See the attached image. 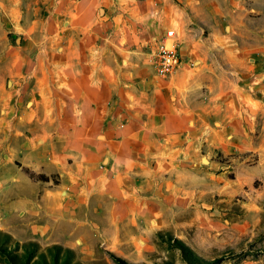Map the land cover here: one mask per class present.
Returning <instances> with one entry per match:
<instances>
[{"label":"rangeland","instance_id":"obj_1","mask_svg":"<svg viewBox=\"0 0 264 264\" xmlns=\"http://www.w3.org/2000/svg\"><path fill=\"white\" fill-rule=\"evenodd\" d=\"M237 1L101 0L92 9L90 41H102L97 29L106 26L122 49L124 71L144 82L171 76L156 77L153 53L174 19L180 36L189 33L209 61L210 94L222 95L211 103V123L196 146L130 172L128 181L141 185L122 204L97 190L108 178L103 170L90 173L65 158L59 115L57 122L51 103L34 109L29 95L50 44L61 50L67 40L81 41L76 28L67 29V21L80 26V0H0V264H12L3 250L20 256L30 244L32 261L43 254L47 264H264V51L251 68L248 99L239 98L240 123L231 129L223 93L232 87L224 75L232 76L225 71L234 56L218 50L232 43L230 33L242 42L233 31L260 34L264 46V0H240L241 7ZM211 4L221 12L218 23ZM212 46L221 65L211 61ZM191 59L186 68L195 66ZM42 154L43 166L55 169L50 174L30 170Z\"/></svg>","mask_w":264,"mask_h":264},{"label":"crops","instance_id":"obj_2","mask_svg":"<svg viewBox=\"0 0 264 264\" xmlns=\"http://www.w3.org/2000/svg\"><path fill=\"white\" fill-rule=\"evenodd\" d=\"M100 1L80 0L76 10L79 24L75 22L80 26H75L73 20L67 21V29L76 28L75 34L81 36V41L67 40L61 50L50 44L47 49L50 58L39 65L41 74L36 72L32 76L34 88L29 95L35 100L34 109L51 103V112L56 121H60L67 131V135L61 139L65 158L90 173L103 170L108 178L104 186L97 190L102 196L112 195L123 204L127 202L125 195L132 193L133 188V193H136L138 185H141L137 181H128L130 172L140 163H163L164 158L172 154L177 157L196 146V139L202 135L207 123H211V103L222 95L212 97L210 94V74L205 73L209 70V61L190 42L189 33L180 36L176 27L178 22L174 19L172 23H167L157 42L165 37L167 31L173 30L182 55L190 60L192 57L195 66L192 69L182 67L161 81L144 82L133 71H124L122 49L118 43L109 40L106 26L97 29L99 35L104 37L102 41H90L95 31L91 26L92 9L98 11ZM242 2L239 0L235 3L241 7ZM210 6L213 8L212 16L216 17L215 22L218 23V20H222L221 12L215 5ZM213 33L212 29L208 31L207 38ZM233 33L241 35L242 42L230 33L232 43L218 46L219 51L224 48L234 56L231 69L225 71L232 76L224 75L227 85L231 84L232 87L223 93L227 98L225 101L232 107L226 120L230 121L231 129L240 123L236 117L239 98L243 103L248 99L249 89L253 88L254 83L251 68L260 64L259 59L263 58L264 51L260 34L251 31ZM225 39L228 38L224 36ZM215 48H209L213 55L211 61L216 60L221 65L213 52ZM199 75H203L202 79L196 81ZM137 82L144 83L146 89L143 90V86ZM138 85L142 86L141 90ZM54 142L50 144L51 148ZM45 158L43 154L40 161L35 158L30 170L45 174L55 170L52 165L43 166ZM109 172H114V177L108 176Z\"/></svg>","mask_w":264,"mask_h":264},{"label":"built area","instance_id":"obj_3","mask_svg":"<svg viewBox=\"0 0 264 264\" xmlns=\"http://www.w3.org/2000/svg\"><path fill=\"white\" fill-rule=\"evenodd\" d=\"M155 75L164 78L175 73L182 67H191L190 59L182 55L173 30L167 31L165 37L158 41L153 53Z\"/></svg>","mask_w":264,"mask_h":264},{"label":"trees","instance_id":"obj_4","mask_svg":"<svg viewBox=\"0 0 264 264\" xmlns=\"http://www.w3.org/2000/svg\"><path fill=\"white\" fill-rule=\"evenodd\" d=\"M3 238L8 239L9 236L8 235H2ZM18 245V244H16ZM3 245L0 244V248H2ZM22 251H24V254L18 256L16 254L11 255L9 252H6V250H3L5 256L8 258V260L12 263V264H30L32 259H33V253H35V249H34V245L30 244L29 246L27 245H23L22 247ZM185 259H187V261H189V255L185 254ZM38 261H32V264H47L46 263V258L44 257L43 254H40L37 257ZM36 259V260H37ZM40 260V261H39ZM54 262H57V257H54Z\"/></svg>","mask_w":264,"mask_h":264},{"label":"water","instance_id":"obj_5","mask_svg":"<svg viewBox=\"0 0 264 264\" xmlns=\"http://www.w3.org/2000/svg\"><path fill=\"white\" fill-rule=\"evenodd\" d=\"M101 12H102V11H101ZM202 162H203V163H206V161H205V160H202Z\"/></svg>","mask_w":264,"mask_h":264}]
</instances>
